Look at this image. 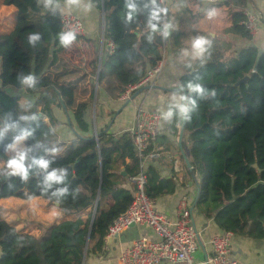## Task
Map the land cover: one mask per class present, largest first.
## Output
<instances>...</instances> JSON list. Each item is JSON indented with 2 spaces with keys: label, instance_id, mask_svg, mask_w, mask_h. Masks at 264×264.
<instances>
[{
  "label": "trees",
  "instance_id": "trees-1",
  "mask_svg": "<svg viewBox=\"0 0 264 264\" xmlns=\"http://www.w3.org/2000/svg\"><path fill=\"white\" fill-rule=\"evenodd\" d=\"M190 1L171 0L170 10L153 21L158 27L153 32L149 20L155 7L163 8L159 0L155 5L152 0H132L136 12L131 21L126 20L128 0H92L104 10L105 22L101 56L93 67L96 92L94 81L87 88L86 75L59 59L65 47L60 44L62 14L56 0L49 7L44 6V0H2L16 12L13 30L0 33V122L2 128L18 122L20 128L32 133L16 149H31L26 164L34 157L51 163L47 171L29 168L27 181L8 175L7 160L15 150L6 148L20 135L19 130L9 129L0 140V200L41 197L49 204L58 203L67 219L39 223L41 234L36 236L0 217V264H84L91 254L102 253L109 226L133 200L127 181L139 172V159L128 132L114 135L105 126L93 134L92 105L95 101V120L112 119L117 111H105L100 103L102 93L119 101L164 59L166 50L183 71L179 85L187 93L184 104L189 118L184 123L183 149L195 177L194 207L206 219H213L221 231L264 240V51L235 48L229 41L194 29L198 17L190 10ZM249 1L225 0L219 4L236 7L230 12L231 25L224 33L252 39L241 24ZM165 24L171 25L167 37L163 35ZM30 33L40 35L34 46L27 41ZM201 36L211 44L197 57L192 43ZM108 43L114 45L112 53ZM57 62L52 77L49 72ZM28 73L37 77L35 88L19 82V77ZM189 84L199 85L205 94L192 91ZM8 89H24L30 97H37L31 101ZM125 102L121 101L122 105ZM54 106L64 109L68 116L72 113L69 122L78 130L76 141L58 140ZM173 112L170 127L178 136L181 115L175 107ZM21 116L37 119L24 121ZM157 147L164 150L159 144ZM181 161L186 165L182 157ZM60 169L66 172L65 181L45 192L48 172L57 170L59 174ZM146 175L150 199L175 194L179 183L174 174L163 177L150 164ZM65 187L68 193L59 200L52 195Z\"/></svg>",
  "mask_w": 264,
  "mask_h": 264
},
{
  "label": "crops",
  "instance_id": "crops-1",
  "mask_svg": "<svg viewBox=\"0 0 264 264\" xmlns=\"http://www.w3.org/2000/svg\"><path fill=\"white\" fill-rule=\"evenodd\" d=\"M56 2L62 15H76L83 21L86 28V36L76 38L70 47L64 48L59 59L66 62L71 68H75L86 75L87 88H90L93 81L96 87L97 79L96 74L93 73V67L95 59L97 57L99 58L102 52L101 41L104 28L103 11L101 8L99 9L92 0H81L79 6H69L67 0H56ZM89 5L90 8L88 7ZM189 8L193 15L198 17L193 24L194 29L207 33L212 38L218 36V38L223 41H229L235 48L256 47L259 51H264V0H250L243 11L244 13L252 12L257 16L258 32L255 36H252L251 40L224 33L231 25L230 12L236 8L232 3L229 5H207L191 0L189 2ZM210 9L217 10L216 16L211 19L207 16V12ZM15 12L16 9L13 6H4L2 0H0V18H5V25H3L4 28L0 29V33H9L13 30ZM164 61V69L154 84V86L158 88H151L138 95L117 115L113 123H111L112 119H110V117H100L95 120V108H93L92 105L91 129L94 135L97 130L105 126H109V132L114 135L127 132L134 124L137 111L141 108L149 111H156L162 115L170 106L174 107L178 98L183 96V94L179 93L180 91H177V89H180L179 78L183 71L180 66L173 63L172 56L167 50L164 53ZM58 64L57 62L49 72L52 77L55 74V69ZM8 91L12 94L23 95L31 99V101H33V98L37 97V94L30 97L24 92V89L18 92H14L11 89H8ZM174 97L176 99H174ZM100 103L104 106L105 111L108 112L118 111L123 106L121 100L112 101L103 93ZM179 103H181V101H179ZM52 112L59 122V126L56 128L58 140L66 143L76 141L77 136L75 133L78 130L75 125L74 127H70L69 122V116L72 117V113H69L68 116L64 109L58 108L57 106L53 107ZM170 124L171 122L165 121L162 118L161 133L157 140V145H161V149L164 150L162 151V156L151 164L157 167L163 177L169 178L174 174L179 184L175 194L156 200V208L173 220L177 217L182 200L184 198L187 199L188 206L192 211L198 237L202 244L201 246L198 244L197 252L194 255V261L196 264H201L205 262L207 257L212 253L210 245L211 238L222 231L216 226L213 219H206L194 207L197 196L195 177H192L187 166L181 161L182 155L178 145L179 134L178 136L174 134ZM177 126L181 128V118L178 120ZM186 156L188 157L187 154ZM174 161L178 162V164L174 165ZM39 200V198L26 201L21 200L23 204L27 201L28 203L26 207H22V211L16 217L17 223L19 222V224H17L18 227L16 226L18 230L25 229V231L39 236L41 234V230L38 227L39 223L47 225L67 219L62 215L55 203H43ZM18 202L19 201H17V203ZM142 236L155 238L148 228L138 226L130 227L123 234L114 237L105 251L99 254H91L84 264H117L120 253ZM232 254L242 264H264V240H253L233 236Z\"/></svg>",
  "mask_w": 264,
  "mask_h": 264
},
{
  "label": "built area",
  "instance_id": "built-area-1",
  "mask_svg": "<svg viewBox=\"0 0 264 264\" xmlns=\"http://www.w3.org/2000/svg\"><path fill=\"white\" fill-rule=\"evenodd\" d=\"M163 8L167 0H159ZM201 4L219 5L225 0H195ZM61 31L66 33L74 31L76 38L86 36L83 21L73 14H64L60 19ZM241 24L246 27L251 36L258 32L257 16L252 12H245ZM108 52L112 53L114 45L108 43ZM165 61L162 59L156 67L150 70L143 80L131 86L120 98L127 101L134 91L154 86L157 78L164 69ZM162 115L156 111L139 109L134 124L127 130L130 134L135 152L139 159V172L128 177V186L132 191L133 200L127 211L117 217L109 226L105 237L102 252L105 251L114 237L123 234L132 225L148 228L155 238L142 236L125 248L119 255L117 264H196L194 255L198 249V232L194 224L193 215L184 198L179 206L175 219L156 208V201L146 194L148 165L162 156L157 147V140L161 133ZM0 122V128H2ZM178 162L174 161V165ZM231 232L222 231L210 240L212 253L201 264H242L232 254Z\"/></svg>",
  "mask_w": 264,
  "mask_h": 264
},
{
  "label": "clouds",
  "instance_id": "clouds-1",
  "mask_svg": "<svg viewBox=\"0 0 264 264\" xmlns=\"http://www.w3.org/2000/svg\"><path fill=\"white\" fill-rule=\"evenodd\" d=\"M81 3V0H67V4L69 6L76 5L79 6ZM153 5H155L156 0H152ZM52 5V0H44V6L49 7ZM90 8V5L88 6ZM126 7L128 9V12L126 14V20L131 21L133 19V16L136 12V6L132 2V0H128V3L126 4ZM165 8L161 7H155L153 11L151 12L150 20H149V27L152 29L153 32L158 30L157 24L153 23V21H159L161 18L162 13H166ZM217 14L216 9H210L207 12V16L209 19L215 17ZM170 24H165L163 28V35L165 37L168 36V28L170 27ZM40 40V35L37 33H30L27 37V41L29 45H35L37 41ZM76 40V33L74 31H69L66 33L60 34V44L68 48L70 47L73 42ZM211 41L207 39L206 37H198L193 40L192 47L194 49V56H202L206 49V46H210ZM19 82L27 86L28 88H35L37 84V77L33 73H28L27 75H22L19 77ZM192 91H195L199 93L201 96L205 94L204 89L201 88L199 85H191L188 86ZM214 94V93H213ZM174 99H176L174 97ZM187 99L184 96H180L174 105L175 108L179 110V113L184 116L185 119H188L187 113L189 111L188 107L185 104L179 103V101ZM194 104V101L192 102ZM31 106V105H29ZM173 107L170 106L166 112L162 113V118L165 121L171 122V118L173 117ZM36 120V116H21L20 120ZM9 129L12 130H19L20 135H17L14 137V141L12 144L7 145L6 151L9 150H15V155L12 156L10 159L7 160V169L8 175H19L23 181H27L29 176V168H32L33 166L38 167L42 171H47V169L50 166L51 161L48 159H45L43 157L41 158H32L31 164H26V161L28 159L29 152L31 151L30 148L25 149H17V145L20 144L21 141L25 140L28 136H30L32 133L28 130H25L23 128H20V125L18 122H12L9 124H5L3 128H0V140L3 139L4 133L7 132ZM55 151V149H53ZM66 172L63 169L59 170V174L57 170H53L51 172H48L47 176L45 177V188L44 191L46 192L48 188H51L53 184H61L65 181ZM68 193V189L65 188H59L56 192H54L52 195L57 197L59 200L60 197L66 195Z\"/></svg>",
  "mask_w": 264,
  "mask_h": 264
},
{
  "label": "water",
  "instance_id": "water-1",
  "mask_svg": "<svg viewBox=\"0 0 264 264\" xmlns=\"http://www.w3.org/2000/svg\"><path fill=\"white\" fill-rule=\"evenodd\" d=\"M170 6H171V0H167V1H166V7H165V9L167 10L166 12L169 11ZM102 11H103V14H104V10H103V9H102ZM103 23L105 24V22H104V16H103ZM104 26H105V25H104ZM103 39H104V28H103V37H102V40H103ZM100 56H101V55H100ZM98 71H99V70H98ZM245 81H246V78H245L244 80L240 81L237 85H239V84H241V83H243V82H245ZM97 88H98V86H97V84H96V87H95V91H96V92H97ZM151 88H158V87H155V86L150 87V86H148V87H144V88H141V89H139L138 91H136V92L131 96V98H130L129 100H127V101L124 103V105H123V106L117 111L116 115L113 116L111 123L114 122V120H115V118L117 117V115L120 114V113L122 112V110H123L126 106H128V105L130 104L131 101H133L138 95H140V94L143 93L144 91H147V90H149V89H151ZM177 91H182L183 96H184V97H187V93H186L183 89L180 88V89H177ZM185 100H186V99H185ZM185 100H182V101H181V104H184V103H185ZM93 108H95V101H94V104H93ZM184 123H185V118H184V116L181 114V128H180L179 137H178V145H179V150H180V152H181V155H182V157H183V159H184V161H185V164H186V166H187L189 172L192 173V172H193L192 165H191V163H190V161H189L188 157L186 156V154H185V152H184V149H183ZM33 151H34V150H33ZM33 151H32V152H33ZM123 174H125V173H123ZM55 205H56L57 207H59V204H58V203H55ZM131 227H134V225H132ZM116 237H118V236H116ZM197 241H198V244L201 246L202 244H201V242H200L199 237H197ZM0 257H1V249H0Z\"/></svg>",
  "mask_w": 264,
  "mask_h": 264
},
{
  "label": "rangeland",
  "instance_id": "rangeland-1",
  "mask_svg": "<svg viewBox=\"0 0 264 264\" xmlns=\"http://www.w3.org/2000/svg\"><path fill=\"white\" fill-rule=\"evenodd\" d=\"M5 18H0V29L4 28L3 25H5ZM100 46V45H99ZM103 48V40L101 41V51ZM35 98H33L34 101ZM39 198L41 202L43 203H49L47 200L41 198V197H37ZM9 199V200H8ZM8 199H2L0 200V217L6 219L9 222L12 223H17L16 221V217L18 214H20V212L22 211V207H26L27 202H25L24 204L21 202L22 199H18V198H8ZM17 201H19L17 203ZM26 201V200H23ZM19 224V222L17 223ZM18 227V225H16Z\"/></svg>",
  "mask_w": 264,
  "mask_h": 264
}]
</instances>
